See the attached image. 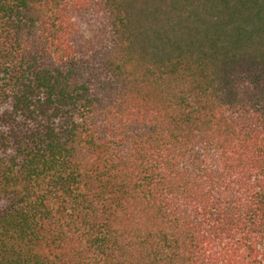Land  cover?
<instances>
[{
  "label": "trees",
  "instance_id": "1",
  "mask_svg": "<svg viewBox=\"0 0 264 264\" xmlns=\"http://www.w3.org/2000/svg\"><path fill=\"white\" fill-rule=\"evenodd\" d=\"M0 264H264V0H0Z\"/></svg>",
  "mask_w": 264,
  "mask_h": 264
}]
</instances>
